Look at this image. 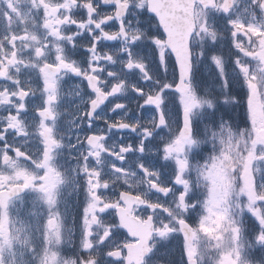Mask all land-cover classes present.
<instances>
[{"label":"snow or ice","instance_id":"6c2138e0","mask_svg":"<svg viewBox=\"0 0 264 264\" xmlns=\"http://www.w3.org/2000/svg\"><path fill=\"white\" fill-rule=\"evenodd\" d=\"M0 264H264V0H0Z\"/></svg>","mask_w":264,"mask_h":264}]
</instances>
